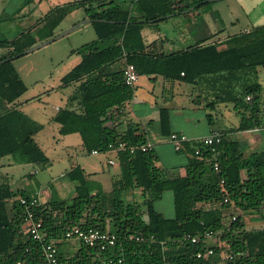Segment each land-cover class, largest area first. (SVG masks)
Instances as JSON below:
<instances>
[{"label": "trees", "instance_id": "16d2710c", "mask_svg": "<svg viewBox=\"0 0 264 264\" xmlns=\"http://www.w3.org/2000/svg\"><path fill=\"white\" fill-rule=\"evenodd\" d=\"M208 2L134 0L128 8L113 0H77L54 6L43 17L38 36L28 29L15 39L0 40V47L8 49L0 58H8L0 63V101L13 104L0 113V158L18 154L25 162L45 167L49 158L34 140L42 124L14 102L26 85L11 57L54 36L58 24L77 7L84 8L96 34L72 50L81 60L61 77L58 87L74 88L66 105L51 119L59 124L60 134L78 133L86 152H106L119 143L124 147L116 152L120 172L111 190L92 192L86 173L76 165L65 174L73 183L74 196L34 207L35 217L42 221L44 240L61 239L58 256L65 264H109L111 257L123 258V264H264V225L247 228L244 220L252 212L264 216V82L259 74L264 67V25L234 33L224 41L198 42L171 52L147 50L141 34L146 23L156 24L160 17L164 20L169 14ZM126 63H132L139 75H160L202 86V80H212L208 107L228 103L239 116L237 123L220 130L224 136L219 143L185 142L179 151L187 154L184 174L164 176L163 169L155 165V151L137 148L147 140L143 132L133 125L120 131L115 124H107L133 97L134 86L123 78ZM215 116L216 112L206 113L209 125ZM160 125L163 135L171 133L165 108L160 109ZM255 129L263 130L262 143L258 141L248 151L227 135L254 133ZM130 146L136 148L131 152ZM215 161L218 172L213 167ZM136 188L141 189L143 202H126V194ZM165 190L173 195L171 217L154 206ZM19 196L29 195L0 182V264H44L42 244L26 231V211ZM9 200L11 216L6 205ZM74 225L109 230L116 235L115 244L112 249L100 250L79 242L67 252L64 232ZM205 233L217 236L213 243L205 241ZM187 234L198 236V240L191 242ZM208 248L212 254L196 255Z\"/></svg>", "mask_w": 264, "mask_h": 264}, {"label": "crops", "instance_id": "0c3cea01", "mask_svg": "<svg viewBox=\"0 0 264 264\" xmlns=\"http://www.w3.org/2000/svg\"><path fill=\"white\" fill-rule=\"evenodd\" d=\"M22 1L23 0H15L12 2V8H10L11 10L8 13V16L4 17L5 5H3V0H0V40L15 39L28 29L35 32L36 36H38V29L42 25L41 22L43 17L54 6L64 5L77 0H51V2L53 1L52 4L47 2V0H34L35 10L31 8L27 11L23 10ZM107 1L109 0H106V2ZM113 1L128 8L132 7L134 2V0ZM205 1L209 2L200 7L193 6L188 9L169 14L167 19L163 20V17H160L158 19L160 21L156 24H144L141 29V34L144 44L146 45V49L155 52H171L189 45H194L198 42L206 44L216 40L224 41L228 36L234 33L247 31L255 25H264V0ZM77 8L82 10V13L72 19L70 25L73 26L80 21H83L81 24L85 22L90 23V20H84L89 19L85 15L84 8ZM35 11H37V13ZM71 13L72 10L67 15H70ZM33 14L37 16V19ZM34 19L36 20L34 21ZM29 21L32 22L29 23ZM60 23L55 28L56 34L60 33V31L69 26L67 25L64 28H60ZM224 45L225 44H222L221 46ZM7 50L8 49L6 47H0V58L7 52ZM70 53L78 56L76 59L77 63L81 60L80 54L76 52L72 53V51ZM15 58L17 57L13 58V64ZM260 74V77L263 79L264 69L260 70ZM142 76H146L147 81L139 83L137 79L134 85L133 97L119 110V115L116 116L114 120H109L107 124H115L117 129L120 131L126 130L128 125L137 127L139 132H143L145 134L147 139L146 142L151 143V148L155 151L158 158L167 154L172 155L169 147V144L172 145L169 141L170 134L163 135L161 132V108H165L169 112L171 133H184L191 138L200 137L214 130H221L226 126L233 125H230L231 120H233L232 116L230 117V124H226L222 121L226 111L229 114L232 113L229 109L230 106L228 103L216 101L217 103L213 105L212 108L208 107V102L212 99V97L208 96L209 94L207 91H212V80H202V86L199 84L185 83L180 80H166L160 75H139V77ZM63 88L67 89L64 97V103L61 105H49L48 111L52 113L50 116L34 112H26L24 110V107L28 104L29 99H24L22 95L27 90V87L26 90L14 101L18 104L19 109H21L33 120L42 124V128L34 135V140L46 155V151L43 146L39 144L36 136H38L41 131L45 130L50 125H53L56 132L59 133V124L54 122L51 117L60 107L66 105L67 98L71 94L74 86L70 85ZM11 105L13 104L2 103L0 101V113L7 106L10 107ZM152 106L156 109V116L147 118L146 110L151 109ZM208 111L216 112L214 124L209 125L207 122L206 113ZM236 119L237 117L235 118L234 124L237 123ZM217 122L218 125L216 126L215 123ZM200 126H202V128ZM151 129H153V131H151ZM227 135L233 139L239 140L242 148L248 151L253 149L256 143L259 144L262 134L231 132ZM56 144L64 145V156L61 157V162L63 163L65 158L66 163L64 162V168L61 170L59 177L55 180H51V182H49L51 186L46 188V190L38 185L33 186L31 181L32 175H35L37 172L36 168L43 167L30 162H25L18 154H9L0 158V182L7 183L13 191L18 192L20 190H24L29 196L36 194L40 203H44L52 199H69L74 196L75 192L73 183L65 177V174L69 169L76 165H79L86 173L90 182V190L92 192L109 191V187L112 185V182L119 177L120 169L116 158L117 148H111L106 152H98L94 150L86 152L81 144V139L78 133L60 134ZM175 152L180 153L182 156L178 159L179 163L171 162L159 165L155 164L156 166L161 167L163 169L164 176L169 178L181 176L185 172L183 166L186 163L187 154L177 150H175ZM48 158L49 162L45 167L52 166V160L49 156ZM109 160H111V162H109ZM104 162L107 164L108 168H106V170L104 168L99 170L98 165H101ZM27 166H30L31 170H28ZM25 168H27L28 171L24 173ZM21 171L23 173H21ZM242 175L245 176L244 170L242 171ZM41 197H43L42 200ZM12 200H9L6 204L10 216L13 212ZM125 200L128 203H142L144 197L141 189L136 188L131 190L128 194H126ZM142 209H145V206H142ZM256 217L257 219L255 220L257 222L259 221L261 226H263L264 216L258 214ZM208 240H210V238ZM78 245L79 242L77 240L75 242L68 240L65 245V250L70 252L71 250L77 248Z\"/></svg>", "mask_w": 264, "mask_h": 264}, {"label": "rangeland", "instance_id": "374dc122", "mask_svg": "<svg viewBox=\"0 0 264 264\" xmlns=\"http://www.w3.org/2000/svg\"><path fill=\"white\" fill-rule=\"evenodd\" d=\"M15 0H3V5H5V13L4 17L8 16L10 12V8H12V2ZM47 2L51 3V0H47ZM23 10L27 11L31 8L34 9V0H23L22 1ZM37 13V11H35ZM82 13V10L79 8H74L70 15H67L59 27L64 28L69 25L62 31L70 28V22L72 19L76 18L78 15ZM35 14V13H34ZM33 14V15H34ZM40 15V14H39ZM37 19V16L34 15ZM34 19V21L36 20ZM77 20V19H75ZM32 21H29L31 23ZM78 22V21H76ZM42 23V22H41ZM79 23V22H78ZM60 31V32H62ZM95 38V32L89 22H85L80 24L69 33L39 47L30 52H27L23 55L18 56L14 59V65L16 66L18 73L22 80L24 81L27 90L23 93L24 99H29L28 104L24 107L26 112H34L37 114H44L46 116H50L52 113L48 111V106L52 104L61 105L64 103L65 93L67 89L63 87H58L60 83L61 76L68 72L76 63L77 55L71 54L70 52L76 47L92 40ZM180 48V47H177ZM73 53V51H72ZM75 53V52H74ZM264 69V67H260V70ZM260 74V72H259ZM261 76V74H260ZM260 80L264 82V77H260ZM147 81L146 76H142L138 78V82L144 83ZM249 97H246V99ZM264 108V93H263V102L261 105ZM146 117H155L156 109L152 106L151 109L146 110ZM232 116L231 124L230 117ZM264 116V110H263ZM237 117V121L239 116L234 114L233 112L229 114L227 111L224 113V117L222 121L226 124H234L235 118ZM215 122V121H214ZM214 124V123H213ZM55 125V124H54ZM218 125V122L215 123ZM202 128V126H200ZM264 130V129H263ZM263 130L255 129L254 133L263 134ZM153 131V129H151ZM60 134L56 132L55 127L53 125L48 126L45 130L41 131V133L36 136L37 141L41 146H43L47 155L52 160V166L36 168L37 172L35 175L33 174L31 177L32 185L41 186L43 189L50 187L51 180H55L59 177L61 170L64 168V164L66 163V159L64 158V162H61V157L64 156V145L56 144L58 137ZM262 142H260L261 144ZM171 154L163 155V157H159L155 160V164L162 163H171L177 162L179 163V157H182L180 153L175 152L172 145L169 144ZM28 167V166H27ZM99 170L101 168H108L107 164L104 162L103 164L98 165ZM117 168V167H115ZM118 169V168H117ZM28 170H31L30 166ZM27 168L24 169V173L28 171ZM21 173H23L21 171ZM30 181V182H31ZM20 184V183H19ZM20 186V185H18ZM109 187V190L111 189ZM17 198V195H16ZM43 197H41L42 200ZM154 206L157 210L162 212L167 217H171L174 214L173 211V199H172V191L165 190L162 196L154 202ZM256 215L258 213L252 212L244 216V220L247 228H255L261 226V223L256 221ZM215 238L217 236H214ZM214 237L212 240H208L209 243H213ZM70 241L75 242L76 240L70 239Z\"/></svg>", "mask_w": 264, "mask_h": 264}, {"label": "built area", "instance_id": "2783aa9c", "mask_svg": "<svg viewBox=\"0 0 264 264\" xmlns=\"http://www.w3.org/2000/svg\"><path fill=\"white\" fill-rule=\"evenodd\" d=\"M139 74L132 63H126L123 68V78L124 82L130 86H134L137 81ZM224 134L220 130H214L206 135L200 137L191 138L184 133H176L172 132L169 135V141L172 143L175 150L180 151L185 142L189 143H199L201 145H212L215 143H219ZM123 148L124 143H119L117 146L111 145V148ZM136 148V146H130L129 149L132 152ZM137 148L148 151L151 148L150 142H145ZM96 151V150H94ZM198 148L195 149V153H198ZM111 162V160H109ZM214 169L218 172L220 171V167L217 161L213 163ZM224 181L223 178L219 179V183L222 184ZM19 202L23 205L26 211V220H27V228L26 231L31 235V237L42 244V254L44 258V264H65L58 256V248L57 242L61 239H49L47 241L44 240L45 232L43 230L42 221L39 218H36L34 215V207L40 204L38 196L36 194L30 196H19ZM233 219L235 216L232 217ZM205 241L208 242L209 238H212L211 233H205ZM64 239L70 240L75 239L78 242H81L88 246L97 247L100 250L112 249L115 244L116 235L109 230H101L96 227H81L79 225H74L64 232ZM142 239V237H140ZM138 236L136 239H140ZM187 239H190L191 242H196L198 240V236L186 235ZM213 253L212 248H208L205 252H198L196 255L199 256H207ZM123 258L118 257L114 259L113 257L108 258L109 264H123ZM4 264H22L21 261H15L13 263H4ZM169 264V263H168Z\"/></svg>", "mask_w": 264, "mask_h": 264}, {"label": "water", "instance_id": "95a60500", "mask_svg": "<svg viewBox=\"0 0 264 264\" xmlns=\"http://www.w3.org/2000/svg\"><path fill=\"white\" fill-rule=\"evenodd\" d=\"M84 20H90V19H84ZM82 22H83V21H82ZM82 22L80 21L79 23H77V24L71 26L70 28L66 29L65 31H62V32H60V33H58V34H55L54 36H52V37H50V38H47V39H45V40H42V41H40V42H38V43L32 45L31 47H29V48L23 50V51L20 52L19 54L13 55L11 58L18 57V56L23 55V54H25V53H27V52H30V51H32V50H34V49H36V48H39V47H41V46H43V45H45V44H47V43H49V42H51V41H53V40L59 38V37L65 35V34H67V33H69L71 30H73L74 28H76V27H77L79 24H81ZM7 59H8V58H5V59L0 60V63L3 62L4 60H7Z\"/></svg>", "mask_w": 264, "mask_h": 264}]
</instances>
